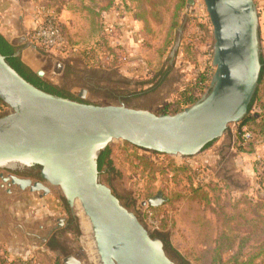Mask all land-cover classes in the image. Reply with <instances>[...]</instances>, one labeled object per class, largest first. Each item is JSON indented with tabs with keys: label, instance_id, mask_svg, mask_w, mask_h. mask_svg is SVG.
Instances as JSON below:
<instances>
[{
	"label": "rangeland",
	"instance_id": "374dc122",
	"mask_svg": "<svg viewBox=\"0 0 264 264\" xmlns=\"http://www.w3.org/2000/svg\"><path fill=\"white\" fill-rule=\"evenodd\" d=\"M39 3L55 9L69 43L67 54H75L70 66L62 62L60 73L47 72L44 78L85 102H124L156 113L169 107V113H175L185 108L177 102L179 93L193 86L202 71L209 69L211 86L216 70L215 38L204 0ZM179 3L182 6L177 10ZM254 3L264 56V0ZM65 9L66 23L61 16ZM161 71H168L167 76L157 83ZM87 72H106L108 80L88 82ZM261 88L260 101L252 113L262 111L264 80ZM239 126L240 122L231 123L209 148L184 158L113 141L109 147L114 170L100 172L99 179L152 234L166 233L172 247L190 264H232L234 256L251 258L254 203L264 198V134L249 121L243 127L250 137L244 138ZM0 172L9 173L6 169ZM2 183L0 179V264H67L69 256L81 264H101L90 220L82 207L69 205L60 187L50 186L51 192L42 196V191L16 186L8 192ZM160 191L166 200L150 205L148 200ZM60 218L65 219L62 227ZM71 218L77 221L79 232L70 227ZM53 239L55 249L48 246ZM256 240L264 245L262 230ZM174 262L180 264L177 259ZM253 264H264V254Z\"/></svg>",
	"mask_w": 264,
	"mask_h": 264
},
{
	"label": "water",
	"instance_id": "95a60500",
	"mask_svg": "<svg viewBox=\"0 0 264 264\" xmlns=\"http://www.w3.org/2000/svg\"><path fill=\"white\" fill-rule=\"evenodd\" d=\"M204 1L213 25L216 70L209 91L175 113H156L124 102L92 104L50 93L26 80L0 53V100L8 107L0 115V167L23 161L35 164L41 177L0 172V178L9 186L42 191V196L51 192L50 186H58L70 206L79 201L91 222L101 264H176L160 238L100 181L101 152L123 140L152 152L189 157L248 114L262 67L254 0ZM27 47L43 61V66L32 69L38 76L63 70L55 55L31 42ZM16 55L22 58L21 50ZM165 200L160 191L148 202L157 206ZM59 220L60 225L65 222ZM66 262L81 264L72 256Z\"/></svg>",
	"mask_w": 264,
	"mask_h": 264
},
{
	"label": "trees",
	"instance_id": "16d2710c",
	"mask_svg": "<svg viewBox=\"0 0 264 264\" xmlns=\"http://www.w3.org/2000/svg\"><path fill=\"white\" fill-rule=\"evenodd\" d=\"M181 6L182 4L179 3V5L177 6V10H179ZM175 24H177V21L174 22V25ZM61 27L65 33V30L62 24H61ZM17 50H18V47L12 44L10 40L0 32V53L6 57L9 64L21 76H23L26 80H28L35 86L45 91H48L50 93H53V94H56L62 97H66V98L79 99L78 97L71 95L66 89L62 88L61 86L53 82H50L46 80L45 78L38 76L26 63L23 62L21 56L16 55ZM85 55L87 56L86 53ZM260 60H261L262 67H261L260 76H259V83L253 95V98L249 104L248 114L240 122L239 127L241 128L244 125H246L249 121H253L256 124L259 132L262 133L263 135L264 134V104H262L261 106V109H262L261 112L252 113L254 106H256L257 103L260 101V94H261V90L263 89L261 88V86L263 87V80H264V56L262 53H261ZM167 72L168 71H161L158 73L159 81L157 83L161 82V80H163L167 76ZM210 77H211V73L209 69H207L206 71H202L199 75V79L194 83L193 86L188 87L184 89L183 92L179 93V99L177 102L179 103L181 109L186 106H190L194 104L200 98V93H202L205 89L209 88L208 82H210ZM81 101H84V100H81ZM6 108L7 106L0 100V114L3 111H5ZM168 109L169 107H164L159 112L169 113ZM214 142L215 140L206 144L203 150L209 148ZM154 153H158V152H154ZM110 155H111V149L109 146H107L106 149L101 152L97 160L99 172H103V171L112 172L114 170V167L112 166L113 162L110 159ZM250 201L256 202L254 198H250ZM238 203H243V201H238ZM254 204H257L256 205L257 207H254L255 217L251 222L252 223L251 228L253 229L251 233L254 234V255L251 258L243 259V260L239 259L238 256H234L230 260L232 264H253V261H255L257 257H260L264 254V245H262L263 241L256 240V238L260 236V231L262 230L264 232V223H262V221L264 222V215H263L264 213L262 212V208L264 207V198H260V202L254 203ZM69 221L71 225L70 227H73V229L79 232V225L77 221L74 218H71ZM153 236L162 238L165 241L166 248L168 249L169 253L172 254V256L175 257L180 262V264H190L189 261H187L180 253L177 252L176 249L172 247L166 233H163L161 231H156L155 234H153ZM48 246L55 249L57 247L55 239L51 240L48 243ZM241 247L239 248V250L241 249Z\"/></svg>",
	"mask_w": 264,
	"mask_h": 264
},
{
	"label": "crops",
	"instance_id": "0c3cea01",
	"mask_svg": "<svg viewBox=\"0 0 264 264\" xmlns=\"http://www.w3.org/2000/svg\"><path fill=\"white\" fill-rule=\"evenodd\" d=\"M39 4H42L39 3V0H0V32L6 36L12 44L17 46L18 50H21L22 59H24L26 64L31 69H38L43 66V61H41L36 52L27 47L26 43V41H28L27 37L29 36V33L35 26L34 12L36 6ZM66 11L67 9L63 10V13L61 14L62 17L65 16ZM62 17L61 20H63ZM63 18H65V21L63 20V22L66 23L67 18ZM136 22L140 24L138 17L136 18ZM69 54H67V56L65 55V57L55 56L61 58V61L65 65L67 64V66H70L68 63L70 60L74 59L75 54ZM76 71L78 72V70ZM65 79L71 80V77H66ZM85 80L88 82L95 80L106 81L108 80V73L101 72V74L95 75L87 72V77L85 75ZM109 93H111L110 95L115 96L112 91ZM63 225H65V223H63L61 227ZM11 254L14 255L13 253Z\"/></svg>",
	"mask_w": 264,
	"mask_h": 264
},
{
	"label": "built area",
	"instance_id": "2783aa9c",
	"mask_svg": "<svg viewBox=\"0 0 264 264\" xmlns=\"http://www.w3.org/2000/svg\"><path fill=\"white\" fill-rule=\"evenodd\" d=\"M34 17L35 26L27 37L30 39L28 41L44 53L56 56L67 53L69 43L55 9L39 4L36 6ZM242 130L243 137L249 138L250 133L247 129L242 127Z\"/></svg>",
	"mask_w": 264,
	"mask_h": 264
},
{
	"label": "flooded vegetation",
	"instance_id": "af4514ba",
	"mask_svg": "<svg viewBox=\"0 0 264 264\" xmlns=\"http://www.w3.org/2000/svg\"><path fill=\"white\" fill-rule=\"evenodd\" d=\"M86 77H87V75H86ZM8 164H9V166H5V168H1L0 167V169H3V170L6 169L7 171H9V173L7 175L15 174V175L20 176V177H29V178H32V179H33V177H36V180L41 178L39 170L37 169L35 164H28V163L25 164V162H23V161H9ZM22 166L25 167V169ZM24 170H26L27 172L26 173H22V172H25ZM4 175H6V174L4 173ZM32 175H33V177H32ZM2 182H3L2 186L6 185V186H8V189H10V187H12V186H15V185L9 186L8 183L4 182L3 180H2ZM59 226H61V225H59ZM160 240L163 242V247H164L165 251L167 252L168 256L173 261H175L176 258L173 257L172 254L169 253L168 249L166 248L165 241L162 238H160Z\"/></svg>",
	"mask_w": 264,
	"mask_h": 264
},
{
	"label": "bare ground",
	"instance_id": "6f19581e",
	"mask_svg": "<svg viewBox=\"0 0 264 264\" xmlns=\"http://www.w3.org/2000/svg\"><path fill=\"white\" fill-rule=\"evenodd\" d=\"M75 205H77V206H80V207H81V204H80V202H79V201H76V202H75Z\"/></svg>",
	"mask_w": 264,
	"mask_h": 264
}]
</instances>
